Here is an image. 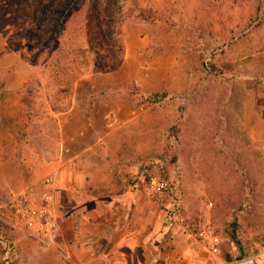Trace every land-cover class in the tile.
Here are the masks:
<instances>
[{"label":"rangeland","instance_id":"rangeland-1","mask_svg":"<svg viewBox=\"0 0 264 264\" xmlns=\"http://www.w3.org/2000/svg\"><path fill=\"white\" fill-rule=\"evenodd\" d=\"M96 3L0 0V264H69L63 229L130 204L153 255L264 264V72L221 63L264 65L230 51L264 0Z\"/></svg>","mask_w":264,"mask_h":264},{"label":"crops","instance_id":"crops-1","mask_svg":"<svg viewBox=\"0 0 264 264\" xmlns=\"http://www.w3.org/2000/svg\"><path fill=\"white\" fill-rule=\"evenodd\" d=\"M253 29L255 32L258 30L256 27ZM259 38L251 32L242 40L244 44L231 46L230 51L237 48L239 53H241L245 50L244 46L245 48H251V43L254 49L260 51L261 47L258 48V44H263L264 39L260 40V42ZM255 57H262V52L244 53L238 56L237 59L224 58L221 59V63L225 67L227 66L226 64H232L235 67V69L232 68L233 71L245 66L247 69L244 71L247 72H264L263 63L253 60ZM248 58H252V60H248ZM261 107L264 110V100L261 102ZM132 208V204L126 207L125 221L120 222V224L116 222L113 226L106 229L101 227L103 224L99 223V216L94 209L85 210L79 217L80 221L76 220V223L79 221L80 223L90 224L92 231L89 232L87 238H82L80 241H78L75 231L71 233L63 229L62 237L63 241L67 242L64 246L66 247V259L69 264H98L99 261H103L106 264H177L178 260L169 258L165 251H161L160 254L154 252L155 255L152 252H148V250H151L148 235L145 236L144 230L139 229L130 221L129 215ZM73 223L75 222H71V226ZM112 234H115V236H112ZM102 240L106 242L105 245L109 248L105 247L108 252H105L104 255L101 254L103 246L100 245V242H103ZM80 253L83 258L79 257ZM156 256L157 258H155ZM53 264H56V261Z\"/></svg>","mask_w":264,"mask_h":264},{"label":"trees","instance_id":"trees-1","mask_svg":"<svg viewBox=\"0 0 264 264\" xmlns=\"http://www.w3.org/2000/svg\"><path fill=\"white\" fill-rule=\"evenodd\" d=\"M97 1V3H96V5L94 6V11L98 14L97 15V18H96V20H97V23H98V26L100 27V29H102V22H103V18L105 17V19H106V21H113V18H111L110 16H109V14L108 13H106V6L107 7H112V5H113V3H109V4H106V2L107 1H109L110 2V0H104V5H103V9H101L100 8V4H99V0H96ZM118 3V2H117ZM100 9H101V11H100ZM118 9L119 10H121V7L119 8L118 7ZM103 15V18L101 17V14ZM120 14L121 13H119L118 12V14H117V17H120ZM114 19H115V17H114ZM119 19V18H118ZM102 32V31H101ZM102 34H103V32H102Z\"/></svg>","mask_w":264,"mask_h":264},{"label":"water","instance_id":"water-1","mask_svg":"<svg viewBox=\"0 0 264 264\" xmlns=\"http://www.w3.org/2000/svg\"><path fill=\"white\" fill-rule=\"evenodd\" d=\"M237 264H257V262L254 259H248V260L241 261Z\"/></svg>","mask_w":264,"mask_h":264}]
</instances>
